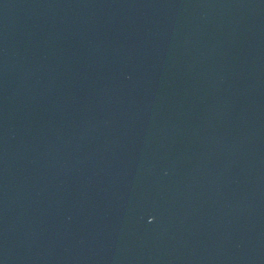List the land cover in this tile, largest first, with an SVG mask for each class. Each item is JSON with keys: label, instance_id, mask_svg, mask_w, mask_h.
Returning a JSON list of instances; mask_svg holds the SVG:
<instances>
[{"label": "water", "instance_id": "water-1", "mask_svg": "<svg viewBox=\"0 0 264 264\" xmlns=\"http://www.w3.org/2000/svg\"><path fill=\"white\" fill-rule=\"evenodd\" d=\"M0 264H264V0H0Z\"/></svg>", "mask_w": 264, "mask_h": 264}]
</instances>
